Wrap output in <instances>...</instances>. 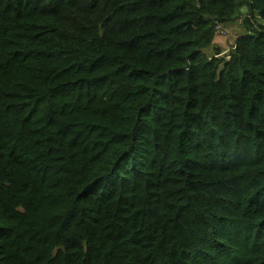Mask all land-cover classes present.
I'll use <instances>...</instances> for the list:
<instances>
[{
    "label": "trees",
    "instance_id": "obj_1",
    "mask_svg": "<svg viewBox=\"0 0 264 264\" xmlns=\"http://www.w3.org/2000/svg\"><path fill=\"white\" fill-rule=\"evenodd\" d=\"M0 264H264V0H0Z\"/></svg>",
    "mask_w": 264,
    "mask_h": 264
},
{
    "label": "rangeland",
    "instance_id": "obj_2",
    "mask_svg": "<svg viewBox=\"0 0 264 264\" xmlns=\"http://www.w3.org/2000/svg\"><path fill=\"white\" fill-rule=\"evenodd\" d=\"M247 15L249 16L246 7L241 6L239 8L238 14L232 20H230L224 24V26L227 30L226 35H222V37L221 36L216 37L215 41H217L218 39H220L222 41L220 44L221 45L220 47H223L221 49H224L223 53H221V55H224V57H226L228 55V53L230 52V50L232 49V47H233L232 41L234 40V37H236L238 34H241V33L248 31L245 27V23L243 22L245 17H247ZM257 22H258V20H256V19H255V21L253 20V26L254 27L256 26ZM211 52H212L211 48L207 49L208 54H211Z\"/></svg>",
    "mask_w": 264,
    "mask_h": 264
},
{
    "label": "built area",
    "instance_id": "obj_3",
    "mask_svg": "<svg viewBox=\"0 0 264 264\" xmlns=\"http://www.w3.org/2000/svg\"><path fill=\"white\" fill-rule=\"evenodd\" d=\"M215 29L219 32L220 35H226V33H227V30H226L224 24H222V23H217L215 25Z\"/></svg>",
    "mask_w": 264,
    "mask_h": 264
},
{
    "label": "crops",
    "instance_id": "obj_4",
    "mask_svg": "<svg viewBox=\"0 0 264 264\" xmlns=\"http://www.w3.org/2000/svg\"><path fill=\"white\" fill-rule=\"evenodd\" d=\"M235 38H236V37H234V40H235ZM215 39H216V38H214V40H213V44H214L215 46L220 47V46H221L220 44H221L222 41H221L220 39H218L217 41H215ZM222 39H223V38H222ZM223 40H224V39H223ZM234 40L232 41L233 43H234ZM221 48H223V47H220V49H221ZM223 51H224V49H221V53H223Z\"/></svg>",
    "mask_w": 264,
    "mask_h": 264
}]
</instances>
